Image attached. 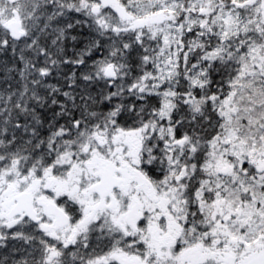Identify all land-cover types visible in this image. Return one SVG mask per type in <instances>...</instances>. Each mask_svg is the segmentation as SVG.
Instances as JSON below:
<instances>
[{
  "label": "snow or ice",
  "instance_id": "snow-or-ice-1",
  "mask_svg": "<svg viewBox=\"0 0 264 264\" xmlns=\"http://www.w3.org/2000/svg\"><path fill=\"white\" fill-rule=\"evenodd\" d=\"M0 264H264V0H0Z\"/></svg>",
  "mask_w": 264,
  "mask_h": 264
},
{
  "label": "trees",
  "instance_id": "trees-1",
  "mask_svg": "<svg viewBox=\"0 0 264 264\" xmlns=\"http://www.w3.org/2000/svg\"><path fill=\"white\" fill-rule=\"evenodd\" d=\"M0 75H2V73H0Z\"/></svg>",
  "mask_w": 264,
  "mask_h": 264
}]
</instances>
